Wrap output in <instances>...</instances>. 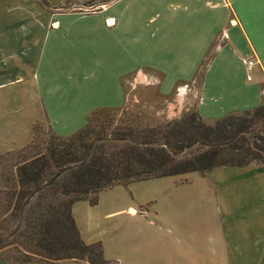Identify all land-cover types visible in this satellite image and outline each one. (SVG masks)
<instances>
[{
    "label": "crops",
    "instance_id": "obj_1",
    "mask_svg": "<svg viewBox=\"0 0 264 264\" xmlns=\"http://www.w3.org/2000/svg\"><path fill=\"white\" fill-rule=\"evenodd\" d=\"M45 1L0 0V154L26 148L40 122L69 137L95 112L120 109L126 83L142 70L154 73L166 92L194 84L203 68L195 109L207 121L263 103L264 0H112L96 12L63 14L54 0ZM247 59L253 62L250 80ZM29 96L32 114L23 112ZM207 198L197 196L185 206L127 208L116 240L102 243L104 259L264 264V204L257 211L222 208L220 194ZM88 205L76 202L71 212L82 241L92 244L100 242L92 220L80 216ZM0 264L7 263L0 258Z\"/></svg>",
    "mask_w": 264,
    "mask_h": 264
},
{
    "label": "trees",
    "instance_id": "obj_2",
    "mask_svg": "<svg viewBox=\"0 0 264 264\" xmlns=\"http://www.w3.org/2000/svg\"><path fill=\"white\" fill-rule=\"evenodd\" d=\"M88 123L67 139L53 133L43 150L29 145L0 154V250L17 254H0L7 264H108L101 242L82 241L74 203L95 206L114 187L264 162V102L212 124L196 113L152 128L102 124L95 130Z\"/></svg>",
    "mask_w": 264,
    "mask_h": 264
},
{
    "label": "rangeland",
    "instance_id": "obj_3",
    "mask_svg": "<svg viewBox=\"0 0 264 264\" xmlns=\"http://www.w3.org/2000/svg\"><path fill=\"white\" fill-rule=\"evenodd\" d=\"M54 1L59 6L55 9H58V13L62 14L91 13L101 8L99 5L87 6L86 4L91 0H71V6L68 8L65 4L66 0ZM107 25L109 26V22ZM202 72L203 68L198 73L194 84L176 85L164 92L156 80V75L151 71L142 70L130 80V83H126L123 107L113 111L95 112L88 121V125L95 130L100 129L102 124H110L111 130L118 126L152 128L180 119L185 114H198L195 108ZM248 73L250 74V72ZM181 87L184 88V92L178 93L177 90ZM27 103L28 109L25 108L23 112L32 114L35 104L31 96H29ZM199 117L201 118L200 115ZM201 119L206 124L215 122ZM53 136V132L50 131L46 123L40 122L32 128L31 144L29 145H36V151L43 150L46 146L45 143ZM69 137L62 138L67 139ZM246 167L249 169L245 170ZM206 172L203 174L189 173L191 174L190 178L186 177L187 174H185L178 176L179 178H160L138 182L126 188L114 187L103 192L95 207H91L90 211L87 209L90 207L89 205V207H84L86 209L81 210L80 216L84 221L92 220V230L95 232L96 239L102 244L103 241L116 240V234L121 229V221L126 216L124 210L129 207L134 208L137 212L143 208L161 209L169 205L185 206L182 202L186 203L201 195L208 199L207 197L212 196V192L217 194V197L220 194L219 200L222 208H231L234 205L237 208L257 211L264 204V162L251 163L243 168L226 167L225 169L214 170L208 176ZM199 174L203 177H200ZM186 182L188 184H183ZM109 212L117 213L113 216L104 217ZM127 214L129 213L127 212ZM86 228L88 229V226ZM128 238H132V235H129ZM10 251L14 250L5 248L0 250V254L5 257L15 254V252L11 253ZM108 253L113 256L116 252L112 249ZM107 260L112 261V259Z\"/></svg>",
    "mask_w": 264,
    "mask_h": 264
},
{
    "label": "built area",
    "instance_id": "obj_4",
    "mask_svg": "<svg viewBox=\"0 0 264 264\" xmlns=\"http://www.w3.org/2000/svg\"><path fill=\"white\" fill-rule=\"evenodd\" d=\"M245 63H246L247 71L250 72V70H251V68H252V66H253V62H252L251 60H247ZM246 79H247V80H250V79H251V76H250L249 73L246 75ZM185 87H186V86H185ZM177 91H178V93H179V92H184V88H182V87H181V88H178Z\"/></svg>",
    "mask_w": 264,
    "mask_h": 264
},
{
    "label": "bare ground",
    "instance_id": "obj_5",
    "mask_svg": "<svg viewBox=\"0 0 264 264\" xmlns=\"http://www.w3.org/2000/svg\"><path fill=\"white\" fill-rule=\"evenodd\" d=\"M111 23H112V20L111 21L109 20V25H111Z\"/></svg>",
    "mask_w": 264,
    "mask_h": 264
}]
</instances>
